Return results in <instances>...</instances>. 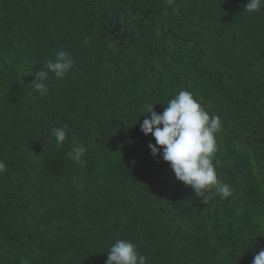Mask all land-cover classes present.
I'll return each instance as SVG.
<instances>
[{"label":"trees","instance_id":"obj_1","mask_svg":"<svg viewBox=\"0 0 264 264\" xmlns=\"http://www.w3.org/2000/svg\"><path fill=\"white\" fill-rule=\"evenodd\" d=\"M246 3L0 0V264H106L117 239L146 264H252L264 249V7ZM59 51L72 69L34 92ZM181 90L221 120L214 164L229 198L195 195L151 154L142 106L162 113Z\"/></svg>","mask_w":264,"mask_h":264},{"label":"clouds","instance_id":"obj_2","mask_svg":"<svg viewBox=\"0 0 264 264\" xmlns=\"http://www.w3.org/2000/svg\"><path fill=\"white\" fill-rule=\"evenodd\" d=\"M262 7L264 0H247L243 12L254 13ZM73 63L70 54L65 51L57 52L54 60H48L40 71L33 72L35 80L30 87L34 92L47 95L49 89L46 81L49 73L62 79L72 69ZM165 105L162 113H157L151 103L142 106L145 115L141 131L153 136L156 141V144L149 145L151 154L159 157L162 150V158L170 164L175 178L189 186L195 195L204 197L207 191L214 188L219 198H229L232 187L218 179L214 164L216 134L221 128L219 116L213 115L210 118L209 113L187 90L179 91ZM71 132V128L64 125L53 128L52 136L57 145H62ZM85 153V147L74 139L72 150L68 153L69 158L82 164ZM5 170L6 165L0 161V173ZM106 255V264H146L147 259L138 252L135 243L123 239H117ZM252 264H264V249L254 256Z\"/></svg>","mask_w":264,"mask_h":264}]
</instances>
